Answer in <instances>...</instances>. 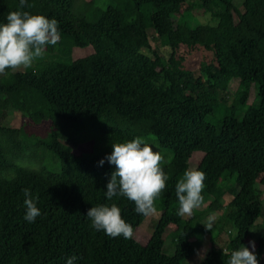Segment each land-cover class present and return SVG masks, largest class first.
I'll list each match as a JSON object with an SVG mask.
<instances>
[{
    "label": "trees",
    "instance_id": "1",
    "mask_svg": "<svg viewBox=\"0 0 264 264\" xmlns=\"http://www.w3.org/2000/svg\"><path fill=\"white\" fill-rule=\"evenodd\" d=\"M83 2L28 0L32 7L20 9V0H0V23L10 11H29L55 18L61 37L55 54L48 45L32 67L0 75V264H67L73 255L74 264H181L193 252L191 239L208 233L198 219L220 208L223 192L234 232L207 245L199 264H227L259 216L255 252L264 264L263 198L254 188L256 181L264 187V0H197L199 21L179 20L185 0ZM154 12L160 20L151 46L143 18ZM87 45L91 52L69 56L73 46ZM179 45L210 58L183 68ZM230 79L236 87L226 97ZM7 110L46 123L44 133L3 124ZM143 134L169 149L162 165L169 179L149 235L138 243L94 230L86 215L117 203L133 228L144 217L126 198L105 195L115 170L105 159L112 143ZM83 141L88 149L74 152ZM189 168L206 174L207 203L181 217L175 184ZM25 188L38 197L34 223L24 219ZM167 231L170 255L160 251Z\"/></svg>",
    "mask_w": 264,
    "mask_h": 264
},
{
    "label": "clouds",
    "instance_id": "2",
    "mask_svg": "<svg viewBox=\"0 0 264 264\" xmlns=\"http://www.w3.org/2000/svg\"><path fill=\"white\" fill-rule=\"evenodd\" d=\"M32 7L28 0H20L19 8ZM6 23H0V75L11 69L13 72L32 67L45 55L46 46L56 45L60 41L59 22L29 11H10ZM105 159L115 166L106 184L105 195L109 201L113 197H123L133 202L136 211L141 215H152L157 212L156 201L164 192L169 179L162 165L164 156L155 150L142 137H135L125 142L112 143V151ZM104 159L99 165L104 164ZM206 174L197 169H187L175 184L178 199V216H191L204 200L203 190ZM24 219L34 223L41 215L30 189H23ZM91 221L90 227L103 231L110 237L122 236L131 239L134 229L122 216L117 203L92 206L86 215ZM249 247L241 245L230 252L227 264H259L255 252V242ZM78 259L73 255L67 264H74Z\"/></svg>",
    "mask_w": 264,
    "mask_h": 264
},
{
    "label": "rangeland",
    "instance_id": "3",
    "mask_svg": "<svg viewBox=\"0 0 264 264\" xmlns=\"http://www.w3.org/2000/svg\"><path fill=\"white\" fill-rule=\"evenodd\" d=\"M84 1V2H83ZM87 0H74L75 3H85ZM241 0H232V2L235 5H239ZM185 4L188 8L186 10H183L179 16V20L183 21H199L200 16L203 15V10L199 6L197 0H185ZM202 19V18H201ZM160 20V14L158 12L150 13L147 16L143 18V25L145 29L147 30L149 37L148 41L151 46H156V42L151 37L152 35V29L153 27L157 26L159 24ZM57 45H54L51 53L55 54ZM91 52L90 46H83V47H77L73 46L72 52L69 55L70 57L72 55L74 56H80L83 54H87ZM176 53H179L182 55V66L183 68H190L193 69L196 67L199 60L204 59L208 60L210 58V53L201 49V48H195L193 50L187 51L182 45H179L177 49L175 50ZM237 79H230L228 82V86L225 90V96L229 97L234 88L236 87ZM253 95L252 86H249V90L247 92V98L246 100H250ZM2 123L9 126H17L19 124H22L27 130L34 132L37 135H42L47 127L46 123L40 122V123H31L27 121L25 117H23L18 111L14 110H7L5 113V116L2 120ZM146 142H148L155 150L159 151L165 158V163L167 162L170 151L168 148H158L156 145L154 138L151 134H143L141 136ZM88 141H83L78 143L75 147L72 148L74 152L83 151L88 149ZM198 152H193L190 156V160H195ZM254 188L257 189V192L261 195L262 199V205L264 206V187H262L257 181L254 182ZM229 194L227 192H223L220 196L219 202H220V208L217 209L215 212L205 215V219H198V222L201 223L207 230L208 233L204 234L203 236L199 238H192L191 239V245L193 247V252L188 255L187 257L183 258L181 260V264H199V260L201 258V255L203 254L204 248L209 244H219L221 243V240H226L229 236L233 234V226L231 221L225 220V215L228 217H232L234 214L233 211H229L226 209L225 204L229 199ZM205 199L208 200V197L205 196ZM207 203V201H203L202 205L199 207H205L204 205ZM160 209L157 208V212L152 215H147L139 221L137 225H135L134 229V235L131 239L133 242L143 243L147 236L149 235V232L152 228V225L154 223V220L158 214ZM215 215V216H214ZM214 216V217H213ZM260 220L261 217H257L254 219L253 224L248 229V236L245 240L244 244L246 247L250 245V241H255L260 233ZM160 251L166 255H170L173 252V239H172V231H167L164 236L162 237V242L160 244ZM262 255H264V245L262 247Z\"/></svg>",
    "mask_w": 264,
    "mask_h": 264
}]
</instances>
